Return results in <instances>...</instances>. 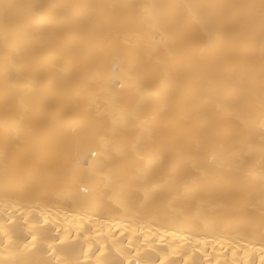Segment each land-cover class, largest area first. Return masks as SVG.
Masks as SVG:
<instances>
[{"label": "bare ground", "instance_id": "1", "mask_svg": "<svg viewBox=\"0 0 264 264\" xmlns=\"http://www.w3.org/2000/svg\"><path fill=\"white\" fill-rule=\"evenodd\" d=\"M0 264H264V0H0Z\"/></svg>", "mask_w": 264, "mask_h": 264}]
</instances>
